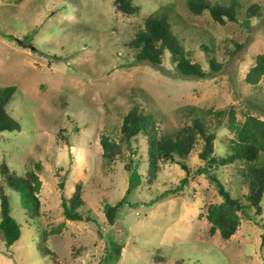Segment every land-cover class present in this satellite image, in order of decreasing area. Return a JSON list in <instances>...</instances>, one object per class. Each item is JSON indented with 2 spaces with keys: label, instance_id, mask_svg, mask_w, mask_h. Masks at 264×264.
Returning a JSON list of instances; mask_svg holds the SVG:
<instances>
[{
  "label": "rangeland",
  "instance_id": "374dc122",
  "mask_svg": "<svg viewBox=\"0 0 264 264\" xmlns=\"http://www.w3.org/2000/svg\"><path fill=\"white\" fill-rule=\"evenodd\" d=\"M208 1L232 8L237 21L220 24L208 12L192 14L186 0H132L140 10L131 16L116 11L113 0H0V88L15 86L5 110L19 124V130L0 131V164L22 176L41 163L35 218L0 173V192L21 229L9 246L0 232V264H264V210L260 216L246 211L227 240L208 233L206 207L221 198L204 174L193 172L204 164L201 139L190 153L188 182L177 192L169 190L186 173L175 163L162 162L156 178L147 181L140 136L144 164L133 168L141 176L125 169L132 153L127 147L112 163L101 156L100 136L117 141L122 118L134 104L152 115L159 132L190 123L193 113L186 107L198 108L215 132L219 155L231 136L229 110L238 121L246 113L264 119V76L256 85L244 80L256 54L264 53V0ZM252 3L259 12L248 17ZM163 6L172 8V31L204 77L181 74L168 50L157 66L136 61L129 42L144 18ZM218 110L224 114L217 116ZM237 169L216 170L241 199L247 188ZM76 183L82 186L83 220L62 214V197H71ZM125 192L126 203L110 224L105 204L114 205ZM40 244L54 254L42 255Z\"/></svg>",
  "mask_w": 264,
  "mask_h": 264
},
{
  "label": "trees",
  "instance_id": "16d2710c",
  "mask_svg": "<svg viewBox=\"0 0 264 264\" xmlns=\"http://www.w3.org/2000/svg\"><path fill=\"white\" fill-rule=\"evenodd\" d=\"M186 4L192 14L208 12L212 19L220 24L226 21H237L235 11L230 7L218 3L211 4L208 0H186ZM113 5L116 11L129 16L137 14L140 10L132 0H113ZM259 8L258 4L252 3L245 13L248 17L256 16ZM171 11L170 6H163L144 18L143 26L135 32L129 42V46L136 50L135 59L137 62L147 61L157 66L162 62L164 51L168 50L171 60L181 74L204 77L205 71L199 64L189 60L178 37L172 31L169 20ZM202 46L206 51L211 50L207 45ZM209 61L214 69L219 66L213 56ZM263 76L264 53H258L244 80L249 85H256ZM14 91V85L0 88V131L19 130V124L5 110V105ZM186 109L189 114L193 113L190 123H184L172 132H159L152 115L143 112L138 104H134L122 118L117 141L107 135L100 136L101 156L105 163H112L123 153L124 147H127L132 153L128 157L125 169L133 172L137 177L141 176L142 174L135 170L139 164L141 167L144 164L138 152L139 142L137 141L140 136L146 147L145 176L147 181L152 182L156 178L162 162L175 163L186 173L180 184L169 190V192H177L188 182L190 153L201 139L202 148L198 156L204 164L193 172L204 174L221 198L220 201L209 203L206 207L205 218L209 223L208 233L213 235L217 231L222 239L227 240L237 231L241 217L246 211L253 209L254 214L260 216L264 210V119L246 113L243 120L238 121L235 112L229 110L226 126L231 136L225 144L224 153L219 155L214 151L215 132L209 129L200 114L201 111L194 106L186 107ZM214 113L221 116L224 111L218 110ZM34 165L33 169H27L22 176H17L4 161L0 164L2 180L11 190L19 194L21 205L31 218L40 215L38 193L41 180L38 171L41 170V163L36 162ZM225 165L238 167V175L247 188L241 199L232 196L218 176L216 169ZM81 187L80 183H76L72 196L62 197V214L65 219L83 220V212L78 209L84 204ZM127 193L125 192L114 205L105 204V215L110 224L114 222L119 207L126 203ZM51 230L55 231L57 228ZM0 232L7 246L12 245L21 235L20 225L10 214L9 200L3 191L0 192ZM48 233L46 230L42 231L39 234L40 239L45 240L43 236ZM261 243L264 245V236L261 238ZM37 248L42 255L54 254L42 244ZM120 252L119 247L115 250L113 259H118ZM56 264L59 263L56 262Z\"/></svg>",
  "mask_w": 264,
  "mask_h": 264
}]
</instances>
